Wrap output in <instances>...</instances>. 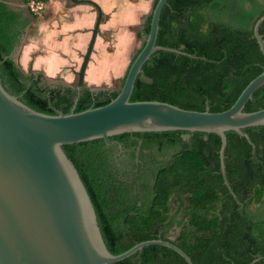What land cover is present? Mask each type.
Segmentation results:
<instances>
[{"label": "trees", "instance_id": "trees-1", "mask_svg": "<svg viewBox=\"0 0 264 264\" xmlns=\"http://www.w3.org/2000/svg\"><path fill=\"white\" fill-rule=\"evenodd\" d=\"M30 1L45 0H23L26 5ZM263 14L264 0H167L156 44L195 57L155 51L143 64L130 99L164 101L198 111L228 108L264 68V55L253 36V25ZM150 17L151 13L141 25L144 37ZM33 18L35 13L29 8L15 9L0 0V80L9 93L45 113L81 111L106 104L118 94L125 75L118 89L91 91L82 86L73 108L75 86L52 87L43 73H25L16 60L5 58ZM259 33L264 39V21ZM261 108L264 85L245 104V111ZM244 131L254 148L235 131L225 133V172L235 196L223 182L220 137L215 133L172 130L109 137L126 147L139 138L141 148H171L164 160L152 157L148 174H134L132 180L123 176L112 159L104 158L103 139L62 148L87 189L111 253L161 238L172 240L194 264H248L257 257L254 264H264V125ZM192 210L199 212L197 219L192 225L183 224L178 214L187 211L192 216ZM173 226L180 229L171 239ZM111 264L187 262L168 247L149 245Z\"/></svg>", "mask_w": 264, "mask_h": 264}, {"label": "water", "instance_id": "water-1", "mask_svg": "<svg viewBox=\"0 0 264 264\" xmlns=\"http://www.w3.org/2000/svg\"><path fill=\"white\" fill-rule=\"evenodd\" d=\"M166 3L167 0H157L154 4L144 43L129 64L118 94L106 104L81 111L45 113L9 93L0 80V264H111L149 245L168 247L187 264H194L170 239H147L120 253H111L87 189L62 148L65 144L95 139L109 144L112 143L109 137L122 133L172 130L215 133L220 137L218 153L223 182L233 194L225 172V133L235 131L254 148L244 129L264 125V108L245 111V104L264 85V68L228 108L217 112L207 107L203 111L185 109L158 100H131L135 80L155 51L195 57L156 44L159 17ZM263 21L264 14L255 21L253 36L264 55V39L259 33ZM97 28L98 22L77 72L73 108L83 86ZM22 35L5 58L16 60Z\"/></svg>", "mask_w": 264, "mask_h": 264}, {"label": "rangeland", "instance_id": "rangeland-1", "mask_svg": "<svg viewBox=\"0 0 264 264\" xmlns=\"http://www.w3.org/2000/svg\"><path fill=\"white\" fill-rule=\"evenodd\" d=\"M77 1L84 2L85 0ZM91 1L94 2L97 0ZM145 1L147 3V8L139 16V23L130 25L129 27H127L126 25H122V20L116 18V15L114 16L115 19H113L109 18L110 14H101L99 16V14L96 13L94 23L88 31V37L85 39L83 45L77 51V53H74L73 50L76 47V43H79V40H75L78 37V34L72 33L73 31L70 29L68 41L65 43L66 45L64 44L65 46H67V54L70 55V57L68 56L70 62L66 64L67 67L63 69L61 73L65 74V70H72V79L67 81L60 76V73L56 77L47 76L48 78H46V76H44L46 80H48L47 82L49 84L70 82L71 85L76 86L78 79L77 72L82 62L83 55L89 44L92 29L94 28L96 22H98L96 36L97 41L93 45L85 69L83 86L96 90L118 89L121 79L124 77L133 56L142 46L144 40V36L140 33L141 25L145 17L149 13H151L154 0ZM74 2H76V0H45L43 2L30 1L26 5L24 4L23 0L11 1V5H13V7L18 6L23 8L25 11L27 8H29L33 13H35V18L32 19L30 25L27 26V29H25V31L23 32L16 52V62L23 70V72L28 73L32 71L30 69V65H32L34 59L42 61L43 59H46V56L49 55V52L57 51L56 46L58 47L57 40L59 39L58 27H60L58 24L61 21H72L74 15L70 14L68 8L74 5ZM114 3L115 5H112L113 11L119 12L117 10L122 9V1L116 0V2ZM91 7L95 11V7ZM107 21H109V26L105 27ZM46 29H48L47 32H49V34L41 38L42 35H44V31H46ZM32 39L35 40L32 41ZM26 44L31 45L29 55L27 56L26 53L23 52L24 48L27 46ZM113 162L117 166L119 165L115 161ZM120 171H122V174L123 172L125 173L123 174V176L127 180L133 179L131 170H123V168H121ZM254 209L255 208H253V210ZM198 215V211L192 210V216H190L187 211H185V213L183 211V213L180 212L178 214V217L182 216L183 224L192 225L193 222L197 219ZM179 229L180 227L173 226V228L170 230L171 239L175 237Z\"/></svg>", "mask_w": 264, "mask_h": 264}, {"label": "crops", "instance_id": "crops-1", "mask_svg": "<svg viewBox=\"0 0 264 264\" xmlns=\"http://www.w3.org/2000/svg\"><path fill=\"white\" fill-rule=\"evenodd\" d=\"M12 0H7L8 4L11 5ZM122 1V9L117 10L119 12H114L112 5L116 2V0H100V1H91V0H85L84 2H79L76 0L74 2V5L69 7L70 14L74 15L72 18V21H61L58 25V36L59 39L57 40V51L56 52H49V55L46 56V59H43L42 61H39L37 59L33 60L32 65H30V69L32 71L36 72H42L43 75L46 76V78L49 77H56L58 74H60L63 69L67 67V63L70 62V59H68L67 54V46H65L66 42L68 41V36L70 33V29L73 31L72 33H77L78 37L75 39L76 41L79 40V43H76V48L73 50L74 53H77V51L81 48L83 45L85 39L88 37L89 29L91 28L92 24L94 23V19L96 18V13L99 14H110L109 18H114L116 15V18H119L122 20V25H126L129 27L130 25H135L136 23H139V16L142 14V12L147 8L146 1H140V0H121ZM91 6L95 7V11ZM110 9H109V8ZM13 8H21L18 6H15ZM114 13V14H112ZM128 14V17H127ZM135 19V20H134ZM110 21V20H109ZM109 21H107L105 27L109 26ZM112 21V20H111ZM30 25V24H29ZM28 25V26H29ZM102 27V26H101ZM27 29V26H26ZM25 31V30H24ZM44 31L45 37L49 34V32ZM124 31V30H123ZM27 33V32H26ZM97 36V35H96ZM91 37V36H90ZM35 38V37H34ZM40 38V39H41ZM35 39H32V41ZM97 38H95L96 43ZM31 42V41H30ZM65 44V45H64ZM27 45V44H26ZM31 49V45H27L23 52L26 53V56L29 55V51ZM23 53V54H24ZM65 74H60L61 77H63L65 80L69 81L72 79L73 72L72 70H65ZM67 84H70L68 82Z\"/></svg>", "mask_w": 264, "mask_h": 264}, {"label": "flooded vegetation", "instance_id": "flooded-vegetation-1", "mask_svg": "<svg viewBox=\"0 0 264 264\" xmlns=\"http://www.w3.org/2000/svg\"><path fill=\"white\" fill-rule=\"evenodd\" d=\"M60 85L62 84L59 83L51 84L52 87L60 86ZM62 86H66V85H62ZM137 139L138 140L136 141L135 144H131L128 147L123 146V144L119 142L117 139H112L111 140L112 143L106 144L105 148L103 147L104 158L107 157L109 160L112 159L117 164H119L120 166L119 165L118 166L123 168V170H131L132 177L134 173L139 175L148 174L149 173L148 165L151 163L152 157L158 161L164 160L168 156V153L171 152V148L168 147L160 148L159 150L156 149V147L141 148L140 147L141 140L139 138Z\"/></svg>", "mask_w": 264, "mask_h": 264}]
</instances>
